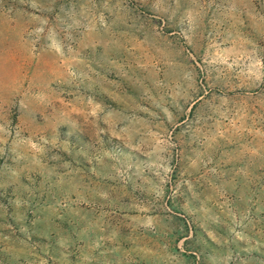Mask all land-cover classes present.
Listing matches in <instances>:
<instances>
[{
	"label": "rangeland",
	"instance_id": "rangeland-1",
	"mask_svg": "<svg viewBox=\"0 0 264 264\" xmlns=\"http://www.w3.org/2000/svg\"><path fill=\"white\" fill-rule=\"evenodd\" d=\"M0 264H264V0H0Z\"/></svg>",
	"mask_w": 264,
	"mask_h": 264
}]
</instances>
